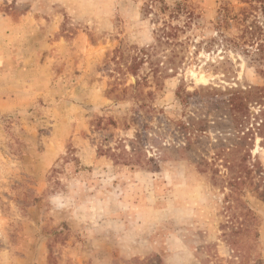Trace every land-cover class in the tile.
Masks as SVG:
<instances>
[{
  "label": "rangeland",
  "instance_id": "obj_1",
  "mask_svg": "<svg viewBox=\"0 0 264 264\" xmlns=\"http://www.w3.org/2000/svg\"><path fill=\"white\" fill-rule=\"evenodd\" d=\"M244 1L0 0V264H264V58L195 46Z\"/></svg>",
  "mask_w": 264,
  "mask_h": 264
},
{
  "label": "trees",
  "instance_id": "obj_2",
  "mask_svg": "<svg viewBox=\"0 0 264 264\" xmlns=\"http://www.w3.org/2000/svg\"><path fill=\"white\" fill-rule=\"evenodd\" d=\"M244 2L246 5L238 10L228 4L221 6L219 15L213 22V34L210 37L203 35L202 39L195 43V46L202 47V45H205L203 48L207 51H218L220 48L221 52L232 51L255 58H264V0H245ZM181 13H186V20L183 25L173 24L171 20L164 21L160 27L155 29V43L137 51L136 61L132 66L135 71L141 65L147 63L153 75L157 73L162 75L161 66L165 62H157L155 59L163 45L172 48L170 55L165 54L167 57L166 63L172 64V67H166L168 70L175 71L184 63V57L179 56L180 51L176 49V45L182 44L184 41L194 42L196 36H188L184 41L179 40V35L191 26L194 10H189L184 2H178L171 9L169 16L177 18ZM214 47L215 49L212 50ZM134 73L136 74V72ZM147 79L146 76L145 80ZM136 82H138V79H136ZM249 94L250 91L243 89L232 92L229 98L230 104L233 108L242 106L243 101L248 98Z\"/></svg>",
  "mask_w": 264,
  "mask_h": 264
}]
</instances>
